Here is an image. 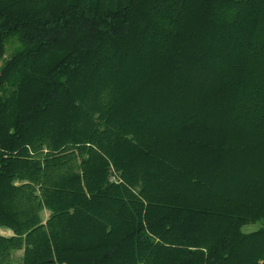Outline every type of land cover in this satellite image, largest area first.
Listing matches in <instances>:
<instances>
[{"label": "trees", "instance_id": "obj_1", "mask_svg": "<svg viewBox=\"0 0 264 264\" xmlns=\"http://www.w3.org/2000/svg\"><path fill=\"white\" fill-rule=\"evenodd\" d=\"M1 59L0 264H264V0H0Z\"/></svg>", "mask_w": 264, "mask_h": 264}, {"label": "rangeland", "instance_id": "obj_2", "mask_svg": "<svg viewBox=\"0 0 264 264\" xmlns=\"http://www.w3.org/2000/svg\"><path fill=\"white\" fill-rule=\"evenodd\" d=\"M16 46V43H8L7 47H6V52L3 56V59L4 58H7L9 56V54L11 53V51L14 49V47ZM3 61L2 59L0 60V67L2 65ZM261 226V222H257V223H250V224H246L243 226L242 230L243 231H246V232H249V231H253V230H256L258 229L259 227ZM4 232V231H3ZM23 253H24V249H19V250H16L14 253H13V257L15 260H20L23 256Z\"/></svg>", "mask_w": 264, "mask_h": 264}, {"label": "crops", "instance_id": "obj_3", "mask_svg": "<svg viewBox=\"0 0 264 264\" xmlns=\"http://www.w3.org/2000/svg\"><path fill=\"white\" fill-rule=\"evenodd\" d=\"M49 215H50V210L44 209L41 213V217L43 221H46ZM0 234L5 235V236H11L13 235V231L9 228H0Z\"/></svg>", "mask_w": 264, "mask_h": 264}]
</instances>
